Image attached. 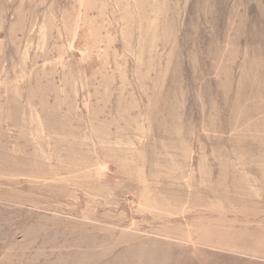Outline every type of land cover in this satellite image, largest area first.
I'll use <instances>...</instances> for the list:
<instances>
[{
	"label": "rangeland",
	"instance_id": "1",
	"mask_svg": "<svg viewBox=\"0 0 264 264\" xmlns=\"http://www.w3.org/2000/svg\"><path fill=\"white\" fill-rule=\"evenodd\" d=\"M0 264H264V0H0Z\"/></svg>",
	"mask_w": 264,
	"mask_h": 264
}]
</instances>
